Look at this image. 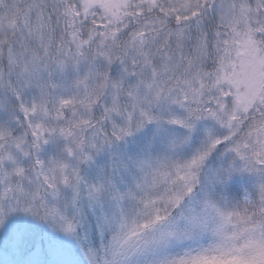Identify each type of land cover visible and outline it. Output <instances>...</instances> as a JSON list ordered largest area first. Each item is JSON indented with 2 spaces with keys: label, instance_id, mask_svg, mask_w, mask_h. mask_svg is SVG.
Masks as SVG:
<instances>
[{
  "label": "snow or ice",
  "instance_id": "snow-or-ice-1",
  "mask_svg": "<svg viewBox=\"0 0 264 264\" xmlns=\"http://www.w3.org/2000/svg\"><path fill=\"white\" fill-rule=\"evenodd\" d=\"M0 264H264V0H0Z\"/></svg>",
  "mask_w": 264,
  "mask_h": 264
}]
</instances>
